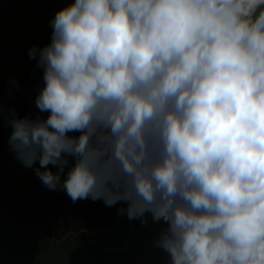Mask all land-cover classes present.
I'll return each mask as SVG.
<instances>
[{
	"label": "clouds",
	"instance_id": "9594fccd",
	"mask_svg": "<svg viewBox=\"0 0 264 264\" xmlns=\"http://www.w3.org/2000/svg\"><path fill=\"white\" fill-rule=\"evenodd\" d=\"M51 24L17 159L165 222L170 264H264V0H74Z\"/></svg>",
	"mask_w": 264,
	"mask_h": 264
},
{
	"label": "rangeland",
	"instance_id": "374dc122",
	"mask_svg": "<svg viewBox=\"0 0 264 264\" xmlns=\"http://www.w3.org/2000/svg\"><path fill=\"white\" fill-rule=\"evenodd\" d=\"M22 2L28 3L30 35L43 30L52 34L56 12L74 0ZM50 42L51 38L20 36L19 41H0V264H110L144 253L160 239L165 222H154L150 213L145 214L146 224L129 219L126 212L118 213L127 207L125 202H73L65 190H50L41 182L35 171L39 161L25 167L10 148L13 113L32 119L49 115L35 104L44 84L43 69L38 56L29 57V49L35 46L39 51Z\"/></svg>",
	"mask_w": 264,
	"mask_h": 264
},
{
	"label": "crops",
	"instance_id": "0c3cea01",
	"mask_svg": "<svg viewBox=\"0 0 264 264\" xmlns=\"http://www.w3.org/2000/svg\"><path fill=\"white\" fill-rule=\"evenodd\" d=\"M22 1L25 0H0V41H19V36L22 40L51 38L52 34L48 33L49 30H43L42 34L27 35L26 26L30 15L27 12L28 3ZM47 21L42 19L43 24ZM156 243L154 242L144 253L131 255L110 264H170L169 255L162 248L157 247Z\"/></svg>",
	"mask_w": 264,
	"mask_h": 264
}]
</instances>
